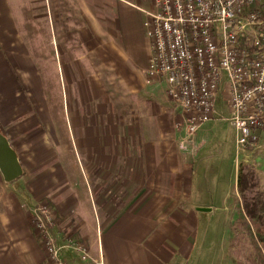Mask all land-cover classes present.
<instances>
[{"label": "crops", "instance_id": "crops-1", "mask_svg": "<svg viewBox=\"0 0 264 264\" xmlns=\"http://www.w3.org/2000/svg\"><path fill=\"white\" fill-rule=\"evenodd\" d=\"M13 1L0 0V118L23 102L12 93L25 94L26 102L20 87L31 89L27 103L38 102L32 89L38 69L25 37L32 28L18 30ZM45 1L40 16L49 24ZM60 1L55 0L56 7ZM67 1L76 18L69 37L79 45L69 50L71 59L61 61L71 89L74 151L86 196L58 160L50 162L48 135L54 133L46 129L29 137L24 129L20 145L30 152L46 145V157L39 159L37 171L31 167L24 173L28 199L8 191L0 174V264H45L43 238L33 222L38 201L44 199L56 219L48 230L66 264H172L187 247L185 209L201 170L197 155L224 148L220 139L212 147L206 144L216 127L210 123L227 122V87L220 84L213 117L186 140L184 115L168 97L165 82L148 80L145 73L150 49L142 21L147 3ZM227 127L235 146L234 129L228 122ZM5 128L0 130L18 155L11 137L15 132ZM200 206L209 208L200 211L215 209L209 203ZM78 246L85 248V258Z\"/></svg>", "mask_w": 264, "mask_h": 264}, {"label": "rangeland", "instance_id": "rangeland-1", "mask_svg": "<svg viewBox=\"0 0 264 264\" xmlns=\"http://www.w3.org/2000/svg\"><path fill=\"white\" fill-rule=\"evenodd\" d=\"M141 2L144 5L147 3L148 6H144L145 9L151 10L152 0H141ZM45 3L48 12H50L49 24L40 16L44 11V0L13 1L18 30L25 33L27 32L26 27L31 26L32 28L31 33H25V37L33 54L34 66L38 69L37 72H33L36 85L32 88L33 95L38 102L33 106L27 103L31 89L27 87V90H24V87H20L23 92L26 91V102L25 94L18 93L16 95L11 92V97L14 99L16 97V101L22 99L23 102L16 103L17 108L13 109L11 115L9 114L10 117L6 113H1L0 129L3 130L6 127L8 128L6 132H15L13 135L11 134V137L18 155H20V163L23 165V174L7 183V189L22 199H28L25 193L26 177L24 173H28L31 167L37 171L36 166L39 159L43 156L46 157L44 155V152L46 154L44 151L46 145L43 148L35 147L30 152L27 147L24 148L23 145H20L26 137L22 131L28 129L29 137H31L30 135L35 137L36 132L40 133V130L47 132L45 131L47 129L54 133V136L48 135L50 145L47 156L52 158L50 162L58 160L65 169L66 177L81 186L80 191L85 197L86 194L82 189L83 185L77 168L79 156L74 151L75 140L70 117L71 89L66 81L61 61L63 58L71 59L73 55L69 50L79 45L77 39L69 37L72 31L71 20L74 16V8L69 5L70 1L67 0H61L57 3L59 5L57 7L55 0H46ZM56 11L60 12L58 18L55 17ZM61 32L69 39L61 37ZM40 81L43 84L42 87L39 85ZM18 86H21L19 82ZM28 107H32V109L29 110ZM210 125L216 127L211 131L212 133H209L206 146L212 147V144L219 142L220 139L224 143V148L214 155L205 154L204 151L196 154L197 161L201 162V170L194 177L191 197L187 201L188 206L185 209L187 223L185 227L189 232V238L185 242L187 247L183 251L177 252L172 258V264H228L226 256L229 251V225L236 220L238 211L235 204L238 196L235 186L238 164L242 165L246 174L253 171L256 185L252 190H264V126L253 132L247 145L236 150L233 135L228 133L227 122L216 120ZM202 202L209 203L215 209L200 211L198 208L201 207ZM41 206H45L47 209V218L42 216L41 220L47 222L50 228L56 220L53 207L46 199L38 201L37 207ZM248 246L247 242H244L240 244L237 254L234 251L235 246L230 248V252L233 253L234 258L242 261L245 258L243 250H246Z\"/></svg>", "mask_w": 264, "mask_h": 264}, {"label": "built area", "instance_id": "built-area-1", "mask_svg": "<svg viewBox=\"0 0 264 264\" xmlns=\"http://www.w3.org/2000/svg\"><path fill=\"white\" fill-rule=\"evenodd\" d=\"M149 42L146 76L161 78L185 118L187 138L214 115L220 84L228 91L223 118L235 132V149L264 126V0H153L143 10ZM45 206L35 227L43 238L45 264H66L48 230ZM85 258V249L78 246Z\"/></svg>", "mask_w": 264, "mask_h": 264}, {"label": "trees", "instance_id": "trees-1", "mask_svg": "<svg viewBox=\"0 0 264 264\" xmlns=\"http://www.w3.org/2000/svg\"><path fill=\"white\" fill-rule=\"evenodd\" d=\"M255 185L253 171L246 174L242 165L238 164L235 182L238 211L236 220L229 225L228 264H264V190H252ZM244 242L249 246L243 250L245 258L241 261L234 258L230 248L235 246L237 254Z\"/></svg>", "mask_w": 264, "mask_h": 264}, {"label": "water", "instance_id": "water-1", "mask_svg": "<svg viewBox=\"0 0 264 264\" xmlns=\"http://www.w3.org/2000/svg\"><path fill=\"white\" fill-rule=\"evenodd\" d=\"M0 174L5 183L19 178L23 174V168L16 154V151L10 144L8 138L0 130ZM199 210H208L209 208L200 207Z\"/></svg>", "mask_w": 264, "mask_h": 264}, {"label": "flooded vegetation", "instance_id": "flooded-vegetation-1", "mask_svg": "<svg viewBox=\"0 0 264 264\" xmlns=\"http://www.w3.org/2000/svg\"><path fill=\"white\" fill-rule=\"evenodd\" d=\"M16 154H17V152H16ZM18 156V155H17Z\"/></svg>", "mask_w": 264, "mask_h": 264}]
</instances>
